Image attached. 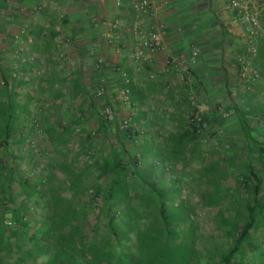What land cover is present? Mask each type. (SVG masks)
<instances>
[{"label":"trees","instance_id":"1","mask_svg":"<svg viewBox=\"0 0 264 264\" xmlns=\"http://www.w3.org/2000/svg\"><path fill=\"white\" fill-rule=\"evenodd\" d=\"M259 43L251 71L264 78ZM16 107L0 102V151L17 130ZM235 110L213 119L187 114L179 135L161 136V144L155 134L134 136L115 124V145L103 117L95 134L76 129L75 138L80 120L49 130L51 154L61 160L40 187L18 175L17 164L0 166V264H264V128L252 124L253 118L264 123V114ZM229 115L244 143L220 144L207 159L199 149L207 124L226 123ZM139 120L154 125L144 115ZM18 158L15 152L8 160ZM147 158L158 165L146 166ZM197 158L200 168L193 166ZM166 180L169 188L161 187ZM171 197L183 200L180 213ZM200 210H211L219 232L204 251Z\"/></svg>","mask_w":264,"mask_h":264},{"label":"crops","instance_id":"2","mask_svg":"<svg viewBox=\"0 0 264 264\" xmlns=\"http://www.w3.org/2000/svg\"><path fill=\"white\" fill-rule=\"evenodd\" d=\"M135 1L0 0V92L4 93L0 102L16 103L19 114L16 132L0 151V166L17 164L22 178L29 176L34 186L43 183L50 165L61 160L51 154L49 130L77 127L80 120L75 130L95 134L106 104L122 115L135 110V126L145 135L155 134L159 144L161 136L179 135L184 118L194 111L211 119L214 114H237L239 106L247 109L246 114H264V78L249 74L259 41L264 40V0H246L258 28L232 11L229 0H150V9L140 14L132 9ZM117 22L121 28L115 30L111 25ZM134 24L144 31L163 26L160 50L140 68L129 62L136 43L129 32ZM192 44L200 48L194 64ZM100 59L104 63L98 66ZM117 68L131 80L129 104L121 97L125 84L115 73ZM186 69L190 78L182 81L180 74ZM97 87L105 88L104 101L95 97ZM44 103L50 107L39 114L37 108ZM143 115L154 125L140 121ZM228 118L226 123L207 124L199 143L207 159L218 145L231 144L234 120L232 115ZM258 120L252 119L253 126L257 129L259 123L264 128ZM34 121L44 129V138L37 142L38 158L28 144L36 138ZM108 128L110 142L118 145L115 124ZM153 144L154 140L146 143ZM189 146L194 151L195 142ZM15 152L21 157L18 162L8 160ZM199 160H194V167L200 168ZM156 164L147 158L146 166ZM14 195L21 199L18 187Z\"/></svg>","mask_w":264,"mask_h":264},{"label":"built area","instance_id":"3","mask_svg":"<svg viewBox=\"0 0 264 264\" xmlns=\"http://www.w3.org/2000/svg\"><path fill=\"white\" fill-rule=\"evenodd\" d=\"M230 2V8L232 11L237 12V14L242 18V20L246 23L249 24L253 28H258L259 27V22L257 20L256 15L251 11L249 7V3L246 0H229ZM151 7V2L150 0H138L132 3V9L137 12L138 14L142 12H147ZM111 27L113 29H119L121 28V24L119 22L112 24ZM130 34L136 38V43H135V48L134 51L130 54L129 56V62L134 65L136 68H140L143 66V64L152 62L154 59V56L158 53V51L161 48V43H162V36H163V26L161 25H154L150 28L148 31H144L140 28L139 24H134L132 27L129 28ZM109 39H103V44H108ZM191 51L192 55L190 58V63L194 64L197 62V59L200 54V48L197 44H192L191 45ZM63 52H61V56H63ZM103 60L100 59L97 61V65L101 66L103 65ZM186 72H182L180 74V78L182 81H185L190 78V73L188 70H185ZM115 73L121 78L123 83L125 84V88H123L120 91L121 97L123 101L127 104L130 103V90L128 88L131 80L128 76V74L120 69L117 68ZM252 75L254 78H259L260 75L253 71ZM150 78H154L153 75L150 76ZM4 85V83L2 82ZM106 90L104 87H97L95 91V97L99 100L104 101L106 98ZM50 107V103H44L40 106H38L37 110L39 114H42L46 109ZM101 116L104 118L105 121H107L110 124H116L118 129L120 131H128L130 130L132 134L137 135V134H142V130H140L138 127L135 126V116H136V111L133 110L130 114H119L110 104L103 105L101 108ZM196 118H200L199 116L201 115V112L196 111L195 112ZM199 120V119H198ZM33 129L35 130V136L33 140L29 141V146L33 149L34 151V156L37 157L39 153H41L38 149V140L44 138V129L43 125L39 121H34L33 122ZM38 158V157H37ZM42 182H39L37 184V187H40ZM6 227H13V223L7 219L5 221Z\"/></svg>","mask_w":264,"mask_h":264},{"label":"rangeland","instance_id":"4","mask_svg":"<svg viewBox=\"0 0 264 264\" xmlns=\"http://www.w3.org/2000/svg\"><path fill=\"white\" fill-rule=\"evenodd\" d=\"M250 39V38H249ZM252 42H254L255 40L254 39H251ZM252 42H250V40H247V44H251ZM254 44V43H253ZM249 74H251V70L249 72ZM234 133L233 134L235 137V141L233 140L232 138V143H236V145H242L244 142V140L242 139V136L240 134V131L238 130V128L235 126L234 127ZM79 131L76 130V135L79 136ZM131 154H134V151L131 153ZM255 161V160H253ZM171 163H173V161L171 160L170 161ZM52 166V165H50ZM258 167L260 168L261 166L258 165ZM49 171V170H47ZM171 174V173H170ZM170 174L169 173H166L164 174V177L165 178H168V180L170 179ZM172 174H173V171H172ZM175 177V176H172V178ZM191 177H195L194 175H191ZM163 180V179H162ZM164 186L166 188H169V183L167 182L166 180V183H162L161 184V187ZM192 201H193V204L195 206L199 205L198 203L200 202L199 201V197L194 194V198H192ZM183 200L181 198L179 199H174L171 197L170 199V203L172 204H175V208H173V212H176V213H180L181 211L179 210L180 208V205H183ZM212 217H213V213L211 212V210H200L199 211V218H198V222H199V225H200V231H201V239H200V249L202 251H204V249L207 247V246H210L211 244V236H217L219 235V232L217 231V228H216V225L214 223V221L212 220Z\"/></svg>","mask_w":264,"mask_h":264}]
</instances>
